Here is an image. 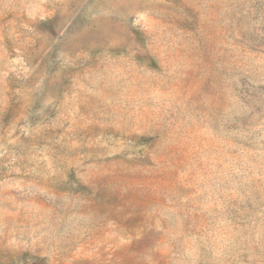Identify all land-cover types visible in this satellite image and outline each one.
Wrapping results in <instances>:
<instances>
[{"label": "rangeland", "instance_id": "1", "mask_svg": "<svg viewBox=\"0 0 264 264\" xmlns=\"http://www.w3.org/2000/svg\"><path fill=\"white\" fill-rule=\"evenodd\" d=\"M0 264H264V0H0Z\"/></svg>", "mask_w": 264, "mask_h": 264}]
</instances>
